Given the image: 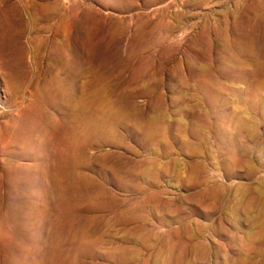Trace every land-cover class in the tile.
Instances as JSON below:
<instances>
[{
  "label": "rangeland",
  "instance_id": "1",
  "mask_svg": "<svg viewBox=\"0 0 264 264\" xmlns=\"http://www.w3.org/2000/svg\"><path fill=\"white\" fill-rule=\"evenodd\" d=\"M98 95L87 111L120 124L83 172L114 211L57 184L63 128ZM28 121L54 131L46 196L15 157ZM0 144V264H264V0H0ZM118 158L121 182L98 172Z\"/></svg>",
  "mask_w": 264,
  "mask_h": 264
},
{
  "label": "bare ground",
  "instance_id": "2",
  "mask_svg": "<svg viewBox=\"0 0 264 264\" xmlns=\"http://www.w3.org/2000/svg\"><path fill=\"white\" fill-rule=\"evenodd\" d=\"M46 19V18H45ZM48 22V21H47ZM51 22V21H50ZM53 26V24H52ZM51 28V27H50ZM53 29V28H52ZM49 31V30H48ZM56 31V30H55ZM41 35V34H40ZM41 39V38H40ZM34 40V39H33ZM35 41V40H34ZM36 41L37 38H36ZM35 43V42H34ZM61 43V42H60ZM67 44V43H66ZM38 45V44H37ZM68 46V44L66 45V47ZM63 49V48H62ZM35 53V52H34ZM33 57V55H32ZM37 57V55H36ZM21 59V57H20ZM35 60V59H34ZM37 60V59H36ZM40 60V58H39ZM35 62H39V61H35ZM64 62V60H63ZM62 63V62H61ZM66 63V61H65ZM39 64V63H38ZM64 64V63H63ZM36 67V66H35ZM68 67V65H67ZM84 67V66H83ZM42 68V67H41ZM38 69V68H37ZM43 69V68H42ZM50 69V68H49ZM74 69V68H73ZM34 70V69H33ZM48 70V69H47ZM72 70V69H71ZM87 70V69H86ZM85 70V71H86ZM67 71V70H66ZM37 72V71H36ZM89 72V71H88ZM199 72V71H198ZM68 73V72H66ZM87 74V72H86ZM200 74V73H198ZM46 75V74H45ZM229 75V74H228ZM74 76V75H73ZM82 76V75H81ZM92 76V75H90ZM95 76V75H94ZM197 76V75H196ZM199 76V75H198ZM50 77V76H49ZM61 77V76H60ZM70 79L72 76H69ZM68 77V78H69ZM51 78V77H50ZM96 78V77H95ZM52 79V78H51ZM88 79V78H86ZM86 79L84 81H86ZM90 79V78H89ZM79 80V79H77ZM192 80V79H191ZM44 81V80H43ZM55 81V80H54ZM90 81V80H89ZM92 81V80H91ZM72 82V81H71ZM77 82V81H76ZM88 82V81H87ZM205 82V80H204ZM85 83V82H84ZM72 85V83H71ZM94 86V85H93ZM92 86V87H93ZM210 86V85H209ZM72 87V86H70ZM96 87V86H95ZM91 88V87H90ZM98 88V87H97ZM211 88V87H210ZM83 89V88H81ZM96 89V88H95ZM94 89V90H95ZM75 90V89H74ZM48 94L49 93H54V95H57L58 97H69V93L68 92H63L62 90V83L51 88H47L45 90ZM85 91V90H83ZM87 91V89H86ZM91 91V89H90ZM89 92V90L87 91ZM42 94V93H41ZM88 94V93H87ZM33 95V94H32ZM31 95V97H32ZM85 95V94H84ZM89 95V94H88ZM96 96V95H95ZM101 99H102V95L100 94ZM48 97V96H46ZM50 97V96H49ZM42 98V97H41ZM45 99V98H44ZM52 99V98H51ZM69 99V98H68ZM85 100V99H84ZM83 100V101H84ZM99 95H98V100L96 101L95 97H90L87 100V107L84 106L81 112V115L78 117L77 122L71 126V127H65L64 129V133L61 136V138L59 139V143L61 145V157L62 160L64 162V168L62 169V174L65 178V182H63V184L61 182H56L59 186V188L62 190L60 192H63V190L65 191L66 188H71V190L76 191L77 193H79V196L82 198H86L87 200H89V208L93 209V210H108V211H114L115 210V205H116V198L112 197L109 201L107 200V202H103L100 200H97V195H95L96 193H100L104 191L103 185L101 183H97L98 181H94V177H90L88 174L83 172V168L86 166L85 162L87 159H89V153L88 150L89 146L92 144L93 140L101 142L104 141L106 139L110 138L111 134H114V132L117 130V128L119 127L120 124V118L118 117L119 115H117L115 113V111H112V106L111 104L108 105L107 109L108 112H101V111H95L92 112L91 110L87 111V108L89 107H93L95 106V104H97V102L99 101ZM101 101V100H100ZM103 101V100H102ZM54 103V102H52ZM155 103V102H154ZM49 104V103H48ZM47 104V105H48ZM46 105V104H45ZM155 108V107H154ZM121 109V108H120ZM152 110V109H151ZM154 110V109H153ZM43 111V110H42ZM119 111V110H118ZM123 111V110H122ZM125 112V111H124ZM55 114V113H54ZM123 118V117H122ZM133 119V118H132ZM152 120V118H151ZM129 122V121H128ZM31 121L28 122H24L23 124V129L20 132V142L23 145L22 151L19 152V154L17 156H15L16 158H24L28 161L31 162L32 167H30V169H25L24 170V177L27 179V181H30V184L33 188H35V190L37 191V193H45L44 195L46 196L47 193H49L51 191V186L47 185L45 183L46 180L50 181L51 184V180L54 182L53 178H54V174H55V169L53 167V165L50 162V152H51V145L52 143V138L54 136V131L52 130V128H50L49 122L44 123V124H40L37 127V124L34 123V128L31 129ZM130 124V123H129ZM194 126V125H193ZM150 128V127H149ZM2 132V131H1ZM10 132V131H9ZM17 132V131H16ZM15 132V133H16ZM158 132V131H157ZM151 134V133H148ZM2 135V134H1ZM16 135V134H15ZM118 135V134H117ZM155 135V134H154ZM3 137H5V135H3ZM17 137V135H16ZM18 137V138H19ZM114 137V136H113ZM112 137V138H113ZM116 137V136H115ZM154 137V136H153ZM2 138V137H1ZM8 138V137H7ZM14 138V137H13ZM17 138V139H18ZM156 138V137H155ZM160 138V137H159ZM9 139V138H8ZM120 140V138H119ZM123 140V139H122ZM150 140V139H149ZM154 140V139H152ZM15 141V140H14ZM13 141V142H14ZM17 141V140H16ZM149 142V141H148ZM6 143V142H5ZM10 144V142H8ZM12 143V142H11ZM120 143V142H119ZM7 144V143H6ZM18 144V143H17ZM155 144V143H154ZM1 145V144H0ZM21 145V146H22ZM10 146V145H9ZM20 146V147H21ZM1 148V147H0ZM6 148V147H5ZM4 148V149H5ZM91 148V147H90ZM3 149V151H4ZM59 149V147H58ZM54 150H56L54 148ZM1 153V152H0ZM8 153V152H7ZM57 154V155H59ZM105 157L101 156V158L103 159ZM123 158V157H122ZM25 160V161H26ZM19 162V161H18ZM93 162V159H92ZM99 162V161H98ZM130 160L128 161H119L116 159V161H114L113 163L107 164L106 161L101 162V166L100 169H98L101 173H103L104 175L106 174L107 176L111 177L113 180H115L116 182H121V178L123 176H129L131 174V170L130 168H128V164H130ZM100 163V162H99ZM98 163V164H99ZM29 165V164H28ZM92 165V164H90ZM99 168V167H97ZM92 169V168H91ZM134 171V170H133ZM97 172V173H98ZM61 173V172H60ZM96 173V172H95ZM61 174V175H62ZM102 174V175H103ZM56 175V174H55ZM99 177V174H97ZM96 175V177H97ZM105 175V176H106ZM58 177V176H57ZM60 177V175H59ZM1 179V178H0ZM56 179V178H55ZM59 179V178H58ZM98 179V178H97ZM108 179V178H107ZM63 180V178L61 179ZM60 180V181H61ZM96 180V178H95ZM123 180V178H122ZM130 180V179H129ZM57 181V180H56ZM136 181V180H135ZM61 183V184H60ZM123 183V182H122ZM49 184V183H48ZM56 184V185H57ZM127 184V182H126ZM52 185V184H51ZM55 186V183L53 184ZM52 185V186H53ZM57 185V186H58ZM53 186V187H54ZM125 186V185H124ZM130 186V185H129ZM131 187V186H130ZM56 188V187H55ZM55 188H53L55 190ZM58 190V187L57 189ZM55 192V191H54ZM59 191L57 193H60ZM52 193V192H51ZM65 193V192H64ZM72 193V192H71ZM43 194H41L43 196ZM39 195V194H38ZM52 195H56V193L52 194ZM59 195V194H58ZM61 195V193H60ZM74 195V193H73ZM99 195V194H98ZM102 195V194H101ZM109 195V194H108ZM44 196V198H45ZM48 196V195H47ZM50 196V195H49ZM64 196V195H63ZM103 196V195H102ZM59 197V196H58ZM57 197V199H58ZM105 197V196H104ZM101 197V198H104ZM149 197V196H148ZM39 197L37 196V199ZM50 198V197H49ZM56 198V197H55ZM62 195H61V199H62ZM77 198V197H76ZM110 198V197H109ZM151 198V197H150ZM42 199V198H41ZM61 199L58 201L59 203L61 202ZM72 199V198H71ZM70 199V200H71ZM81 199V198H80ZM3 200V198H2ZM45 200V199H44ZM52 200V199H51ZM49 200V202L51 201ZM63 201L65 200L62 199ZM74 200V199H73ZM38 201V200H37ZM43 201V199H42ZM82 201V200H81ZM53 203V200L51 201ZM50 202V203H51ZM56 202V203H58ZM75 202V200L73 201ZM45 203V202H44ZM65 203V202H64ZM69 203V202H68ZM86 203V202H85ZM84 203V205H85ZM121 203V202H120ZM40 204V203H39ZM61 204V203H60ZM59 204V206H60ZM74 204V203H73ZM126 204V203H125ZM41 205V204H40ZM44 206V204H42ZM66 205V204H65ZM68 205V204H67ZM88 205V204H87ZM81 206V205H80ZM39 207V206H38ZM66 207V206H64ZM72 208V206H69ZM43 208V207H42ZM42 208L41 211H42ZM45 208V207H44ZM43 208V209H44ZM48 208V207H47ZM46 208V209H47ZM54 208V206H53ZM45 209V210H46ZM51 209V208H50ZM49 209V211L51 212V210ZM11 213V212H10ZM9 213V214H10ZM41 213V212H40ZM49 213V212H48ZM50 214V213H49ZM56 214V213H55ZM66 214V213H65ZM88 214V213H87ZM8 215V214H7ZM31 216V215H30ZM44 216V215H42ZM50 216V215H48ZM11 217V216H10ZM9 217V218H10ZM41 217V216H40ZM54 217V215H53ZM52 217V218H53ZM136 217V216H135ZM12 218V217H11ZM45 218H48L47 215ZM63 218V217H62ZM109 218V217H108ZM7 219V216L2 213L0 211V224H4L5 220ZM17 219V218H16ZM15 219V220H16ZM34 219V218H33ZM122 219V216H117V221H120ZM130 218H128L129 220ZM133 219V218H132ZM39 220V219H38ZM49 220V219H48ZM45 220V223L46 221ZM51 220V219H50ZM59 220V219H58ZM127 220V219H126ZM10 221V220H9ZM35 221V219H34ZM43 220H41L42 222ZM116 221V222H117ZM141 221V219H140ZM33 222V221H32ZM40 222V220H39ZM44 222V221H43ZM51 222V221H50ZM48 222V223H50ZM60 222V221H59ZM69 222V221H68ZM128 223V222H127ZM134 223V221H133ZM39 224V223H38ZM8 225V223H7ZM13 225V223H12ZM52 225V224H51ZM33 226V224H32ZM49 226V225H48ZM12 227V226H11ZM38 227V226H37ZM36 227V228H37ZM47 227V225H46ZM45 227V228H46ZM76 227V226H75ZM143 227V226H142ZM35 228V229H36ZM62 228V227H61ZM12 229V228H11ZM42 229V226H41ZM133 229V228H132ZM6 230V229H5ZM10 230V229H9ZM48 230V229H47ZM3 231V230H2ZM34 231V230H33ZM46 231V229H45ZM54 231V230H53ZM58 231V230H57ZM138 231V230H137ZM40 232V231H39ZM8 233V232H7ZM41 233V232H40ZM46 233V232H45ZM57 233V232H56ZM97 234V238L99 236V230L96 227H92L90 226V228L88 230H86L85 232H82L81 235L84 237H88L92 234ZM99 233V234H98ZM44 237V236H43ZM47 237V236H45ZM88 239H90L88 237ZM44 241V240H43ZM42 241V242H43ZM49 241V240H48ZM47 241V242H48ZM47 244V243H46ZM50 247V246H49ZM46 250V249H45ZM49 251V250H48ZM47 251V252H48ZM54 252V249H53ZM85 252V251H84ZM40 261V260H39ZM46 261V260H45ZM41 262V261H40ZM39 262V264H40Z\"/></svg>",
  "mask_w": 264,
  "mask_h": 264
}]
</instances>
